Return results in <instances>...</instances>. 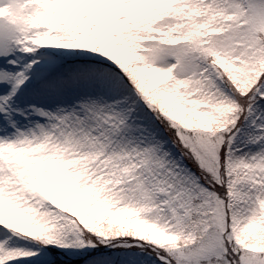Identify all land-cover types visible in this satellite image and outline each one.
<instances>
[{"label": "snow or ice", "instance_id": "6c2138e0", "mask_svg": "<svg viewBox=\"0 0 264 264\" xmlns=\"http://www.w3.org/2000/svg\"><path fill=\"white\" fill-rule=\"evenodd\" d=\"M0 264H264V0H0Z\"/></svg>", "mask_w": 264, "mask_h": 264}]
</instances>
